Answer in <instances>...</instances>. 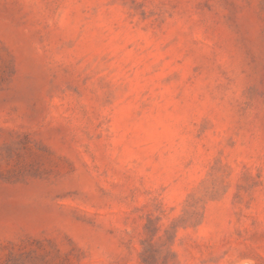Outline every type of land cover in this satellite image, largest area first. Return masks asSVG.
Returning <instances> with one entry per match:
<instances>
[{"label":"rangeland","instance_id":"obj_1","mask_svg":"<svg viewBox=\"0 0 264 264\" xmlns=\"http://www.w3.org/2000/svg\"><path fill=\"white\" fill-rule=\"evenodd\" d=\"M0 264H264V0H0Z\"/></svg>","mask_w":264,"mask_h":264}]
</instances>
